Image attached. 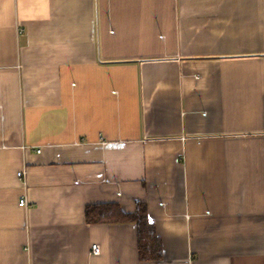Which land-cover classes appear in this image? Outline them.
I'll use <instances>...</instances> for the list:
<instances>
[{
	"label": "crops",
	"instance_id": "0c3cea01",
	"mask_svg": "<svg viewBox=\"0 0 264 264\" xmlns=\"http://www.w3.org/2000/svg\"><path fill=\"white\" fill-rule=\"evenodd\" d=\"M0 264H264V0H0Z\"/></svg>",
	"mask_w": 264,
	"mask_h": 264
},
{
	"label": "trees",
	"instance_id": "16d2710c",
	"mask_svg": "<svg viewBox=\"0 0 264 264\" xmlns=\"http://www.w3.org/2000/svg\"><path fill=\"white\" fill-rule=\"evenodd\" d=\"M85 219L89 223H134L137 234V249L140 260L159 259L162 256L160 237L154 224L150 221L146 204L142 201L135 203L132 212H126L119 203H94L85 207Z\"/></svg>",
	"mask_w": 264,
	"mask_h": 264
},
{
	"label": "built area",
	"instance_id": "2783aa9c",
	"mask_svg": "<svg viewBox=\"0 0 264 264\" xmlns=\"http://www.w3.org/2000/svg\"><path fill=\"white\" fill-rule=\"evenodd\" d=\"M40 151L39 148L37 149V152ZM17 177H24L25 175V170L22 169V170H19L17 173H16ZM24 204V199H21L19 201V205H23ZM91 252L92 254H97L98 253V245L97 244H92L91 245Z\"/></svg>",
	"mask_w": 264,
	"mask_h": 264
}]
</instances>
